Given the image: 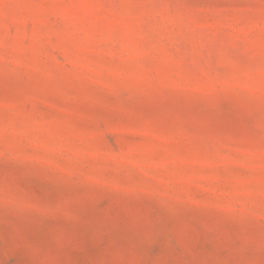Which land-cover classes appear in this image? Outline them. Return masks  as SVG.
Instances as JSON below:
<instances>
[{
	"label": "rangeland",
	"instance_id": "374dc122",
	"mask_svg": "<svg viewBox=\"0 0 264 264\" xmlns=\"http://www.w3.org/2000/svg\"><path fill=\"white\" fill-rule=\"evenodd\" d=\"M0 264H264V0H0Z\"/></svg>",
	"mask_w": 264,
	"mask_h": 264
}]
</instances>
